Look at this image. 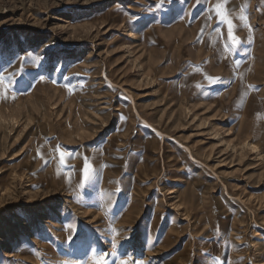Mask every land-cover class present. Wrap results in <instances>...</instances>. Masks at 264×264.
<instances>
[{
    "label": "rangeland",
    "instance_id": "rangeland-1",
    "mask_svg": "<svg viewBox=\"0 0 264 264\" xmlns=\"http://www.w3.org/2000/svg\"><path fill=\"white\" fill-rule=\"evenodd\" d=\"M216 2L0 0V264H264V0Z\"/></svg>",
    "mask_w": 264,
    "mask_h": 264
},
{
    "label": "snow or ice",
    "instance_id": "snow-or-ice-1",
    "mask_svg": "<svg viewBox=\"0 0 264 264\" xmlns=\"http://www.w3.org/2000/svg\"><path fill=\"white\" fill-rule=\"evenodd\" d=\"M170 3L171 0H160L161 5H163L164 3ZM230 2V0H217L216 4H215V8L213 9L214 11H216L217 14V18H218V22L221 24H225L226 23V27H227V32H228V38L231 41L232 45H238L240 43V41L236 38V36L234 35V26L233 23L230 19H228V17L224 14L219 12V9H227V5ZM196 4H199V0H196ZM210 19V18H209ZM0 62H3L5 67L9 66L11 64V58H9L7 61H2V58H0ZM10 75H16L15 73H12ZM210 80H212V82H216L218 79L221 78H212V77H208ZM44 79L43 77H41V80ZM3 77H0V82H2ZM13 83L17 84L20 87H29V84H22L20 81H13ZM14 98V97H13ZM4 99H7V95L4 96ZM57 148H59V146H57ZM60 159H61V163L64 162V153L61 152L60 153ZM82 174H83V180L90 182L91 181V176H92V166L88 161V158L85 157L84 158V166L82 169ZM81 186L83 187V183L81 184ZM97 264H100L99 261H97ZM121 264H125V262H121Z\"/></svg>",
    "mask_w": 264,
    "mask_h": 264
}]
</instances>
